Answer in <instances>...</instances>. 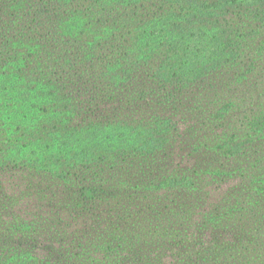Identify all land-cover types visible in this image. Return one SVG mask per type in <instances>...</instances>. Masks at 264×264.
Segmentation results:
<instances>
[{
  "label": "trees",
  "instance_id": "16d2710c",
  "mask_svg": "<svg viewBox=\"0 0 264 264\" xmlns=\"http://www.w3.org/2000/svg\"><path fill=\"white\" fill-rule=\"evenodd\" d=\"M202 77L218 79L215 85L250 80L264 86V0H0V189L17 198L28 192L29 181L45 188L53 183L50 196L81 198L84 206L60 202L46 216L64 222L67 213L81 222L104 198L148 207L152 198L172 202L201 176L223 179L229 174L211 166L192 176L194 166L208 161L171 142L185 116L174 104L188 99L186 88ZM135 81L142 95L159 87L151 93L161 106L145 109V121L115 117L107 96ZM224 109L216 114L226 117ZM258 114L249 122L251 132L228 139L214 134L218 144L208 149L251 157L252 138L264 136V110ZM260 168L254 175L259 195ZM39 197L40 206L52 203ZM240 235V256L213 264H264L252 257L256 253L248 255L253 236ZM46 238L45 246L57 241ZM110 245L113 256L125 247ZM40 247L19 243L5 255L12 252L17 264L35 259ZM98 255L97 249L90 254ZM184 263L206 262L197 257ZM152 264L176 263L156 254Z\"/></svg>",
  "mask_w": 264,
  "mask_h": 264
},
{
  "label": "rangeland",
  "instance_id": "374dc122",
  "mask_svg": "<svg viewBox=\"0 0 264 264\" xmlns=\"http://www.w3.org/2000/svg\"><path fill=\"white\" fill-rule=\"evenodd\" d=\"M216 83L218 79L202 77L195 85H188V99L174 104L178 114L185 112V116L180 115L171 142L174 141L175 149L188 148L192 154L208 161V164L194 166L196 172H190L192 176L209 166L229 175L214 179L222 176L206 174L207 177L193 179L186 192L172 202H163L162 197L155 201L152 198L153 203H148V207H135L136 202L131 204L116 196L104 198L98 209L90 206L88 210H93L82 214L81 222H77L80 217L74 219L67 213L64 222L46 216L54 211L49 207L59 206L60 202L65 206L74 203L77 209L84 206L81 198L72 202L68 196H57L59 193L50 196L49 187L53 183L45 188L43 184L29 181L28 192L17 198L0 189V253L3 252L0 264H14L17 256L12 258V252L5 253L9 246L19 243L38 244L42 253L34 255L32 260L19 259L17 264H152L156 254L176 264H185L197 257L205 264H213L217 259L236 260L240 256L241 232L253 236L252 247L247 246L248 255L256 253L252 255L254 259L264 260V215H261L264 193L255 192L254 178L264 166V136L252 138L251 157L239 154L233 159L214 155L220 153L218 149H208L218 144L214 134H223L228 139L234 132L242 134L254 129L249 122L255 121L258 113L264 110V86L254 85L250 80L249 83ZM158 88L145 89L146 94L142 95L139 94L142 84L135 81L128 88L114 89L112 95L107 96L112 98L115 117L135 116L145 121L147 110L151 112L161 106V99L151 93L158 92ZM220 106L225 107L222 113L226 112V117L216 114ZM133 108L138 113H133ZM39 196L52 203L40 206ZM65 222L69 225L64 227ZM46 236L57 241L45 246ZM38 238L45 240L36 242ZM115 238L118 241L113 240ZM111 242L125 247L113 256L110 251L107 253ZM96 249L99 255L90 256ZM88 250L93 251L83 254Z\"/></svg>",
  "mask_w": 264,
  "mask_h": 264
}]
</instances>
